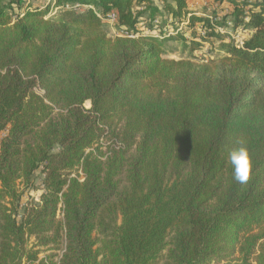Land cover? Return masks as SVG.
<instances>
[{"label": "trees", "instance_id": "trees-1", "mask_svg": "<svg viewBox=\"0 0 264 264\" xmlns=\"http://www.w3.org/2000/svg\"><path fill=\"white\" fill-rule=\"evenodd\" d=\"M229 2L214 20L187 0H54V19L51 5L0 0V264H264V0ZM74 3L115 11L122 35L62 8ZM187 13L219 58L127 36L139 17L163 28ZM227 15L250 32L242 47L214 31ZM238 139L243 185L228 159ZM37 171L43 192L21 206Z\"/></svg>", "mask_w": 264, "mask_h": 264}, {"label": "rangeland", "instance_id": "rangeland-1", "mask_svg": "<svg viewBox=\"0 0 264 264\" xmlns=\"http://www.w3.org/2000/svg\"><path fill=\"white\" fill-rule=\"evenodd\" d=\"M25 3L30 4L32 7L43 8L47 5H51L53 0H24ZM238 2H243V0H237ZM188 9L191 12H195L197 15L211 14L213 10L218 11V16L222 17L224 14L230 13L233 9V5L229 0H187ZM226 13V14H227ZM59 10L53 13L49 11L48 16L53 17L54 19L58 18ZM228 16V15H227ZM180 24L176 21H173L169 24V27L172 29L180 28ZM102 28L109 37L116 36L120 30L117 25H110L107 23H102ZM196 28V29H194ZM185 27L182 25V30L184 37L187 42H197L199 46L197 49L190 51L189 49H183L180 42L174 39H163L162 48L165 53L164 56L173 59L180 58H189L195 62L202 63L206 61L215 60L222 55L220 50V41L215 38L203 39V35L198 30V25L195 27ZM230 30V28H229ZM248 36L250 32L248 31ZM226 41V40H225ZM86 107H89V102L85 103ZM42 174L40 171L35 172L32 177L31 184L24 187L20 184V188L23 189V196L21 199V206L26 205L27 203L38 201L40 195V188L42 184ZM39 194V195H38ZM61 215V214H60ZM43 255V254H42ZM41 255V256H42Z\"/></svg>", "mask_w": 264, "mask_h": 264}, {"label": "built area", "instance_id": "built-area-1", "mask_svg": "<svg viewBox=\"0 0 264 264\" xmlns=\"http://www.w3.org/2000/svg\"><path fill=\"white\" fill-rule=\"evenodd\" d=\"M62 8L63 9H69V10H72L74 12H80V11L91 8L96 12V15L100 18L102 23L114 25L117 22V14L115 11H109L105 14H101L100 12L96 11L93 8V6L90 4H81V3L66 4V5L62 6ZM59 9H60L59 6H54V0H53V2L51 3L50 11L55 13ZM189 16H190V13H187L181 22H177L181 26H180V28H176L175 30L169 27L170 23H172L173 21H176L172 15L167 16V23L163 28H161V26H160L161 21L159 18L154 19L153 23H152L153 26L151 28H149L146 26V23H145V20L143 19V17H139L137 19L136 26H135L136 32L129 33V34H127V36L131 37V38H135V37H138L140 35H143V36H153V37H156L158 39H164L170 35H174V34H177L178 32H181L182 25H184L185 27L187 26ZM222 17L217 16L213 19L214 20H220ZM210 18H212V17H210ZM228 18H229V16L226 17V25L225 26L216 27L214 29V31H216L220 34H223L225 36L226 41L231 40V41H233V43L237 47H242L244 41L250 36V35L248 36V34H247L248 30L245 29V27L242 25H239L237 27H233L232 22ZM197 25H198L199 32L202 35H204L205 31H204V28L202 27V25H200V24H197ZM229 28H230V30H229ZM115 35H122V32L119 31ZM183 35H185V34H183ZM3 135H4V132L0 133V139L2 138ZM79 174H80L79 179H83V174H82L80 169H79ZM40 191H41L40 192V195H41L43 192V184H41ZM40 195H39V197H40ZM19 217H20V214L17 215V218H19Z\"/></svg>", "mask_w": 264, "mask_h": 264}, {"label": "clouds", "instance_id": "clouds-1", "mask_svg": "<svg viewBox=\"0 0 264 264\" xmlns=\"http://www.w3.org/2000/svg\"><path fill=\"white\" fill-rule=\"evenodd\" d=\"M228 159L232 166L233 178L240 184H246L250 179L252 161L246 143L237 140L236 146L228 151Z\"/></svg>", "mask_w": 264, "mask_h": 264}]
</instances>
